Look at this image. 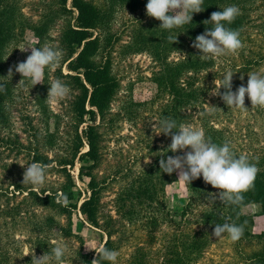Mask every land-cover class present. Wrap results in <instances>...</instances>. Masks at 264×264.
Listing matches in <instances>:
<instances>
[{
  "label": "rangeland",
  "instance_id": "374dc122",
  "mask_svg": "<svg viewBox=\"0 0 264 264\" xmlns=\"http://www.w3.org/2000/svg\"><path fill=\"white\" fill-rule=\"evenodd\" d=\"M9 1L15 4L14 25L18 34L5 47L8 67L13 69L12 78H7L8 71L1 78V81L10 82L13 90L12 96L3 101L7 116L4 120L0 119V186L4 189L0 196V264H31L33 251L37 258L42 257L55 247L54 241L66 244L69 249L65 256L68 261L64 260V264H83L81 256L77 254L82 245L86 250L93 251L107 240V234L92 225L80 210L83 201L91 194L89 174L104 182L99 223L108 224L112 216L117 221L115 226L120 227L114 236L121 245L117 264H127L128 258L138 255L139 248L154 260V264L160 263L165 256L163 252L175 243V238L187 239L188 233L201 230L200 211L205 209L206 204L201 203L196 209L186 210L192 192L186 182L179 180L178 171L173 181L166 179L158 185V202L147 200L146 204L139 206L143 207L145 216L135 225L129 224L127 218L118 213L121 203L118 200L132 187L136 174L146 165L157 164V156L167 154L165 150L171 145V138L158 134V130L154 131V125L161 121L163 111L174 98L169 84L164 85L163 77L172 69L177 72L174 81L179 80L181 84L187 77L189 67L183 61L186 47L168 39L169 35H182V28H160L161 22L146 13L148 0H88L105 12L103 21L92 31L100 37L95 59L98 63L109 61L111 74L120 83L109 102L105 119H97L100 158L92 165L93 161L84 163L71 152L77 132L84 137L83 129L88 122L77 124L73 118L79 89L67 77L58 76L57 70L62 62L54 70L45 67L42 82L35 86L30 78L22 77L15 71V66L31 54L30 48L42 47L47 43L63 49L66 54L62 34L67 25L74 23L77 11L69 0L68 8L73 12L64 17L53 15L51 20L52 15L44 16L55 8L53 0ZM232 2L238 7L248 6L251 14L244 27V47L235 54L219 57L215 68L203 69L200 73L218 71L219 75H225L231 72L234 79H240L238 76L246 61L264 54V0ZM62 70L68 73L66 65ZM254 71L264 74V66L254 67L250 72ZM55 79L64 81L71 93L63 100L49 103L47 96ZM245 79L246 83L240 86H247L248 74ZM214 81L219 87L220 79L211 74L206 84V95H201L199 100L193 102L196 107L187 110V113L192 114L190 122L181 123L191 124L204 131L206 122L210 121V124L223 129L229 136L236 154L262 156L264 107H252L246 96L245 107L248 111L229 108L220 96L212 94ZM201 100L204 102L200 105ZM201 107L205 108L207 116ZM83 141L81 152L88 150L85 137ZM186 151L189 149L176 154ZM36 156L52 160L51 165L54 167H48L43 185L23 184L26 167L40 163ZM63 159L74 161L67 169L74 180L71 202L76 203L78 209L73 212L71 219L66 215H56V218L62 226H71L75 234L73 236L60 233L61 227L43 233L46 215H55V212L37 206L32 198L26 199L28 192H15L16 184L37 191L46 186L59 187L67 181L60 165ZM82 164L87 167L83 175L80 174ZM209 191L218 193L220 190ZM201 199L209 204L205 196ZM131 200L123 202L128 206ZM241 211L254 216V233H264V214L261 213L260 203L243 205ZM51 264L58 262L53 259ZM195 264H264V235L241 238L235 242L227 234H223V238L212 235L210 244Z\"/></svg>",
  "mask_w": 264,
  "mask_h": 264
},
{
  "label": "trees",
  "instance_id": "16d2710c",
  "mask_svg": "<svg viewBox=\"0 0 264 264\" xmlns=\"http://www.w3.org/2000/svg\"><path fill=\"white\" fill-rule=\"evenodd\" d=\"M69 0H53L52 4L55 8L48 12L44 17L53 15L58 17H64L66 14H71L72 9L68 8ZM73 9L77 11V15L74 19V23H69L64 28L62 34V40L65 43L66 54L62 59V65L57 70L59 77H67L73 83L77 89H79L78 101L74 105V116L73 118L77 121V124H83L88 122L87 126L83 129V134L88 146V150L81 152V147L84 145V137L77 132V137L74 140V147L71 148V152L74 157H79L82 162L89 160L93 161L94 165L100 158V145H99V134L97 132V119H105L106 113L109 110V102L117 92L119 87V81L117 77L111 74L109 61L98 63L95 56L100 47L99 36L93 34V30L103 21L105 12L99 6L94 5L88 0H71ZM236 5L232 0H204L202 8L204 11L200 13H194L191 23L183 25L181 27H175L177 30L182 28L183 34L177 36V44L181 47H186L187 53L183 61L187 64L189 70L187 77L180 83L179 80L174 81L177 78V72L173 69L163 77L164 85L169 84V90L173 93V101L170 100L168 107L163 111L161 120L165 118H172L177 121V124L186 121L190 122L191 113H187V110H192V107H196L193 102L206 95L207 80L212 75L216 76V79L222 80L224 75H219L218 71L214 73H200L203 69H213L217 65L218 58H209L206 60L200 59L201 53L198 49L192 47L195 38L198 35L203 34L206 30H211V24H205L204 21L210 20L213 12L222 11L225 7ZM14 6L13 2L0 0V84L5 88V91L0 92V119H5L7 114L4 109V102L12 96L13 85L7 81H1V78L8 71V60L5 54V47L11 43V41L18 34L15 30V19H14ZM237 6V5H236ZM240 15L231 24H226L229 27L240 32V39L245 41L244 38V27L248 22L251 14L248 6H239ZM175 39V37H173ZM174 43V40H173ZM66 65L68 73H64L62 67ZM264 66V54L259 55L257 58H252L246 61L242 71L238 78L232 79V91H235L241 84L246 83V75L254 68ZM176 69V68H175ZM200 73V74H199ZM225 90L220 89L221 94ZM172 102V103H171ZM204 102L201 100L200 105ZM199 105V106H200ZM198 106V107H199ZM226 109V105L223 104ZM204 111L205 116L207 113L204 107H201ZM91 122V123H89ZM206 138H211L213 143L222 145L224 141H230L229 136L226 135L223 129H219L207 121L204 127ZM171 138V135H168ZM231 142V141H230ZM170 148V147H169ZM235 152V149H232ZM167 154L158 155L156 161L157 164L146 165L139 173L136 174L135 179L132 181V187L129 189L124 196L118 201H121L119 207V214L125 216L129 224L135 225L138 221H141L143 216V207L149 201L158 202V185L164 183L166 179L173 181L176 177V172L171 175L163 173L160 169V160L167 159L169 156H183L185 152L179 154L171 152V150H165ZM236 154V153H235ZM242 153L236 154L238 157ZM252 163L260 169L254 187L248 192L244 193V205L251 202L260 203L262 207V214H264V154L262 156L247 155ZM37 161L41 164L48 165L52 164V160L48 158H42L36 156ZM74 161H68L63 159L60 161L62 171L66 173L67 181L61 184L59 187L46 186L41 188L39 191L33 188L23 187L22 185L16 184L15 192H28L27 198L34 199V203L37 206L44 208H50L55 212V215H46L45 217V230H54L55 227H61L62 234L66 236L75 235L71 226L65 227L59 223L56 215H66L68 219H71L73 212L78 209V205L71 202L73 197V186L74 180L71 177L68 165L73 164ZM54 167L53 165H51ZM91 166H88V168ZM86 166L82 164L80 167V174L86 173ZM90 179L88 187L91 194L83 201L80 210L83 212L85 218L95 227L102 229L107 234V240L99 246L98 249L93 251L86 250L84 246L78 251V255L81 256V263L91 264L92 260L97 258V253L100 247H107L108 249L118 251L120 249V243L114 239L117 230L120 227H116L115 219L110 218L108 224L99 223V211L101 207V193L104 189V182L98 181L93 174H89ZM192 196H190V203H188L186 210L196 209L198 206L206 204L205 209L203 208L200 214V221L202 228L199 231L188 233L187 239L178 240L175 238V243L169 247H166L165 255L160 263L157 264H195V262L202 257V253L205 247L210 244L211 237L214 232L216 223L223 224L226 217H231L232 221L239 224H246L244 235L242 238L249 239L255 237H261L264 235L256 234L252 231L255 225V219L252 215H245L241 211V207L229 206L222 204L217 198L214 205H211L208 198V193L211 191L215 192V189L211 185L206 184L203 181L202 176L199 179H195L188 184ZM8 190V189H7ZM4 193V189L0 186V196ZM216 194L217 191L215 192ZM62 196H67L69 203L65 205L61 199ZM205 196L208 200L207 204L201 197ZM126 199H132L131 204L128 206L123 202ZM119 222V221H118ZM226 234V233H225ZM138 255H133L127 259V264H154L152 258L147 256L146 252H143L139 248ZM96 251V252H95ZM66 256V255H65ZM64 256V258H65ZM186 257V259H185ZM63 258V259H64ZM64 260H67L66 258ZM68 261V260H67ZM154 261V260H153ZM102 264H112L110 261H102Z\"/></svg>",
  "mask_w": 264,
  "mask_h": 264
},
{
  "label": "clouds",
  "instance_id": "9594fccd",
  "mask_svg": "<svg viewBox=\"0 0 264 264\" xmlns=\"http://www.w3.org/2000/svg\"><path fill=\"white\" fill-rule=\"evenodd\" d=\"M204 0H148L146 4V13L161 22L160 28L171 30L175 27L191 23L194 13H200L203 10ZM240 9L236 5L225 7L222 11L213 12L210 20L204 21L205 24H211V30H206L198 35L192 44V47L199 50L200 59L219 58L228 54H235L244 47L240 39L238 30L226 27L231 24L238 15ZM170 41L174 40L169 35ZM31 54L23 62L15 66V71L28 77L33 86L40 84L43 80L44 69L49 67L56 69L64 56L63 49L55 48L45 43L42 47L30 48ZM13 69L9 68L7 78L11 80ZM233 73H226L213 90L214 95H218L229 108L242 109L248 111L245 107V97L251 101V105L264 107V74L260 72H249L247 86H239L232 91ZM244 79L243 76L240 77ZM21 83V81H20ZM220 89L225 91L221 94ZM5 88L0 84V92ZM71 93L70 87L62 80L55 79L49 88L47 100L49 103H56L59 100L67 98ZM213 110L217 108L210 107ZM165 136L171 135L170 150L173 153L186 151L183 156H169L167 159L160 160V169L163 173L171 175L173 172H179V180L187 184L201 176L206 184L212 188L220 190L218 194H208V200L214 205L217 198L222 204L240 207L244 205V193L254 187V182L260 169L249 158L241 154L238 157L232 150L230 141H224L222 145L213 143L211 138H206L205 132L201 128H195L191 124L180 123L172 118H165L155 122L154 131ZM48 174V165L41 163H32L28 165L23 174V184L30 183L34 186H41L45 183ZM63 203H69L67 196L61 197ZM246 224H237L231 217H226L223 224L216 223L213 236L223 238V234L233 242L239 241L244 235ZM55 247L42 257L37 258L32 253L31 264H51L54 259L58 264H64V256L68 253L67 245L59 241H54ZM96 252V251H95ZM97 258L93 259L91 264H102V261H110L117 264L119 252L100 247Z\"/></svg>",
  "mask_w": 264,
  "mask_h": 264
}]
</instances>
